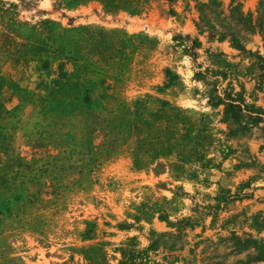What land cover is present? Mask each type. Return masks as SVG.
Masks as SVG:
<instances>
[{
    "label": "rangeland",
    "instance_id": "374dc122",
    "mask_svg": "<svg viewBox=\"0 0 264 264\" xmlns=\"http://www.w3.org/2000/svg\"><path fill=\"white\" fill-rule=\"evenodd\" d=\"M0 264H264V0H0Z\"/></svg>",
    "mask_w": 264,
    "mask_h": 264
}]
</instances>
